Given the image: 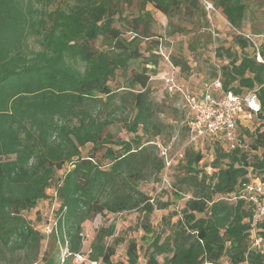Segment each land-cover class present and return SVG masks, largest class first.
<instances>
[{
	"label": "trees",
	"instance_id": "16d2710c",
	"mask_svg": "<svg viewBox=\"0 0 264 264\" xmlns=\"http://www.w3.org/2000/svg\"><path fill=\"white\" fill-rule=\"evenodd\" d=\"M207 1L229 23L233 46L217 48L219 58L229 59L206 80L220 77L240 94L257 88L262 104L254 131L238 129L244 146L235 150L211 138L206 149L188 144L190 111L181 109L179 123L163 120L166 101L157 103L149 85L158 61L148 7L170 25L181 13L192 23L194 16L210 21L203 0H0V264H122L113 260L122 243L115 224L97 228L87 251L83 230L98 215L127 211H139L151 235L146 264H264V220L253 223L245 198L251 180L264 183V66L236 31L244 32L251 4ZM210 40L211 34H195L189 49ZM172 59L190 68L186 56ZM168 93L185 103L182 93ZM177 131L187 147L178 160L169 152L168 165L161 150L169 145L160 136ZM212 148L215 160L202 167ZM177 167L189 193L180 210L170 207L182 190L156 201L140 186L170 184ZM48 202L51 211L43 214ZM156 209L169 210L168 231L151 223ZM78 254L84 259L75 260ZM126 254L128 264H138L136 239Z\"/></svg>",
	"mask_w": 264,
	"mask_h": 264
},
{
	"label": "rangeland",
	"instance_id": "374dc122",
	"mask_svg": "<svg viewBox=\"0 0 264 264\" xmlns=\"http://www.w3.org/2000/svg\"><path fill=\"white\" fill-rule=\"evenodd\" d=\"M251 4L250 11L247 14L246 21L243 25V30L255 35V33L264 34V0H249ZM153 14L156 23H153L156 36L152 43V48L157 54L158 64L155 67L156 72H150L151 77L149 85L153 91V97L156 99V102L161 104L163 101H166L165 113L161 114L160 117L169 122L181 121L183 109V100L168 95L169 91H178V86H182L184 90L191 92H199L203 82L208 79L210 76H213L216 72L220 73V66L227 62V58H219L217 55V48L220 46L231 47L233 46L232 39V30L223 18L222 14H217L216 12H210L208 17H204L205 20H199L198 17L194 16L192 19L189 16L181 13L180 15L174 17L172 20L173 24L170 25V20L167 16L163 15L161 12L157 11L151 5L148 7ZM220 11V10H219ZM221 13V12H220ZM188 19H191L188 21ZM203 19V18H201ZM186 25L187 31L179 32L180 25ZM254 28L258 32L254 31ZM211 34V40L208 46L203 47L199 46L197 50L191 51L189 49V43L191 42L195 34ZM264 41V37H262ZM100 42H98L99 45ZM186 56L189 61L190 68L187 71H183L179 66L173 64L172 57ZM220 75V74H218ZM174 108V109H172ZM176 124V123H175ZM257 122L253 119L252 122L245 127L243 130H248L253 132ZM245 132V131H244ZM124 138H129L125 135L124 132L120 134ZM160 140L163 144L169 145L168 151L172 154V157L178 160L181 157V152L184 148L187 147V139L183 141L180 136V133L177 131L174 133L173 137H168L167 134H162ZM222 142V141H221ZM244 146L243 144L240 146ZM206 149V143L204 144ZM86 152V151H85ZM215 149L206 150L205 155V165L207 166L209 162L215 160ZM209 165L207 166V168ZM183 171L180 167H177L172 172V179L170 184L159 182V181H143L141 183V188L148 195L154 196L155 200L158 199L161 201H166L167 199H172L173 193L176 190H182L183 197L173 198V205L171 209L175 208L180 210V207L183 206L185 200L188 198L189 193H187L188 184L180 183L179 176L181 177ZM51 203L41 204V209L45 212L50 213ZM43 214H46L43 213ZM139 211H127L118 214H106L98 215L94 220L86 222L84 224V243L83 251H87L90 248L91 241L94 237L95 231L102 225L108 226L109 224H115V236H118L122 239V243L117 247V253L114 256L113 260L115 263L128 264L126 249L128 241L132 238L136 239L138 242L139 250V260L138 264H146L148 254L146 252L147 243L150 241L151 235L146 234L141 228L142 215ZM169 210L156 209L153 217L150 219L156 231H162L161 229H166L168 231L170 224V218L168 217ZM28 216H33V213H28ZM167 216V219H162ZM44 218V217H43ZM44 249L48 248V241L43 245ZM160 260H163L162 256H159ZM92 264V263H91Z\"/></svg>",
	"mask_w": 264,
	"mask_h": 264
},
{
	"label": "built area",
	"instance_id": "2783aa9c",
	"mask_svg": "<svg viewBox=\"0 0 264 264\" xmlns=\"http://www.w3.org/2000/svg\"><path fill=\"white\" fill-rule=\"evenodd\" d=\"M203 2L209 13L216 12L220 14L211 2L207 0H203ZM236 31L250 42L257 61L264 66V57L261 53L262 36L245 31ZM178 87V91L182 93L185 99L183 107L188 108L191 113L188 144L200 146L202 149H204L206 138H211L212 143H222L230 150L237 149L243 143L239 137L238 129L247 127L255 116L262 111L257 88L248 89L241 94L236 93L234 90H227L220 77L205 80L199 92H189L184 90L182 86ZM161 156L165 157L169 165L171 160L168 158L169 151L167 148H162ZM164 182H167V180L165 179ZM245 194V198L254 207L253 223L257 224L264 220V183L260 180H251L246 187ZM61 218H64V214H61ZM57 221L49 224L44 232L50 234ZM261 241V238L256 239L255 245L259 246ZM68 253L67 247H65L63 255L65 256ZM83 259L81 255H76L75 260ZM220 264L228 263L222 262ZM242 264L248 263L244 262Z\"/></svg>",
	"mask_w": 264,
	"mask_h": 264
}]
</instances>
